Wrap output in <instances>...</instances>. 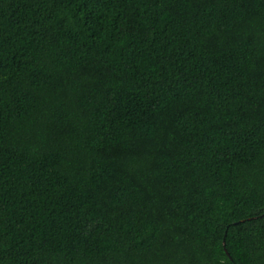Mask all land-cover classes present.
<instances>
[{
  "label": "trees",
  "instance_id": "obj_1",
  "mask_svg": "<svg viewBox=\"0 0 264 264\" xmlns=\"http://www.w3.org/2000/svg\"><path fill=\"white\" fill-rule=\"evenodd\" d=\"M0 264H264V0H0Z\"/></svg>",
  "mask_w": 264,
  "mask_h": 264
}]
</instances>
